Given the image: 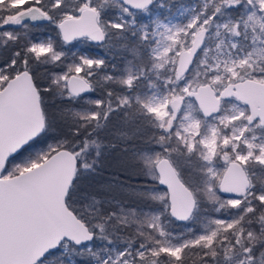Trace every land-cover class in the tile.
I'll list each match as a JSON object with an SVG mask.
<instances>
[{
  "label": "snow or ice",
  "instance_id": "6c2138e0",
  "mask_svg": "<svg viewBox=\"0 0 264 264\" xmlns=\"http://www.w3.org/2000/svg\"><path fill=\"white\" fill-rule=\"evenodd\" d=\"M173 6L0 0V264H264V0Z\"/></svg>",
  "mask_w": 264,
  "mask_h": 264
},
{
  "label": "trees",
  "instance_id": "16d2710c",
  "mask_svg": "<svg viewBox=\"0 0 264 264\" xmlns=\"http://www.w3.org/2000/svg\"><path fill=\"white\" fill-rule=\"evenodd\" d=\"M195 0H173V9H175L176 7H178L180 4H191L194 3ZM161 16H164V13H161ZM30 36L34 39H42L45 37H50L51 39L55 40V41H59V37L57 36V30L54 28V26H51L48 24V22L46 21H38L35 22V27H32L30 29ZM75 45H79V50L78 51H87L88 54L90 55H94V56H105V52L102 48L98 47L95 43H93L92 41H88L84 38H79L75 41L72 42V44L70 45H66V48H72L74 51V47ZM56 71H59V69H56ZM39 77L41 80H43L45 78V71L41 70V72L39 73ZM89 95L93 98L100 96L101 93L99 92V90L95 93H89L86 94ZM115 164H113L112 167L106 169L105 172V176L106 173L109 171L114 170L115 168ZM142 180L145 181V183L149 186H155L158 187L159 189H164L163 186L156 184L155 182L149 181L146 178H141ZM124 198H125V202L131 206V207H135L137 205L144 207L145 205L143 204V202L138 201L135 199V197L131 194L125 193L123 194ZM190 225L187 224L186 222H174V231L177 232H182L184 231V226ZM191 227H196L199 228L198 225H191ZM188 264H198V258L197 257H190L188 260Z\"/></svg>",
  "mask_w": 264,
  "mask_h": 264
},
{
  "label": "rangeland",
  "instance_id": "374dc122",
  "mask_svg": "<svg viewBox=\"0 0 264 264\" xmlns=\"http://www.w3.org/2000/svg\"><path fill=\"white\" fill-rule=\"evenodd\" d=\"M191 4H192V3H191ZM191 4H182V5L188 6V5H191ZM179 7H180V5H179L177 8L173 9V12L175 13ZM156 11L159 12L160 15H161V13H164V15H167V14H168V13L166 12V10H164V9H157ZM161 17H163V16H161ZM49 38H50V37L48 36V37H45V38H42V39H49ZM78 50H79V45H75V47H74V51H78ZM84 52L87 53V51H84ZM87 54H88V53H87ZM187 227H191V225H187V226L185 225V226H184V229L187 228Z\"/></svg>",
  "mask_w": 264,
  "mask_h": 264
},
{
  "label": "water",
  "instance_id": "95a60500",
  "mask_svg": "<svg viewBox=\"0 0 264 264\" xmlns=\"http://www.w3.org/2000/svg\"><path fill=\"white\" fill-rule=\"evenodd\" d=\"M79 39V38H78ZM94 43V42H93ZM161 186H163V185H161ZM163 187H165V186H163ZM183 223V222H182Z\"/></svg>",
  "mask_w": 264,
  "mask_h": 264
},
{
  "label": "flooded vegetation",
  "instance_id": "af4514ba",
  "mask_svg": "<svg viewBox=\"0 0 264 264\" xmlns=\"http://www.w3.org/2000/svg\"><path fill=\"white\" fill-rule=\"evenodd\" d=\"M180 5H182V4H180ZM177 8V7H176ZM86 95V94H85Z\"/></svg>",
  "mask_w": 264,
  "mask_h": 264
}]
</instances>
